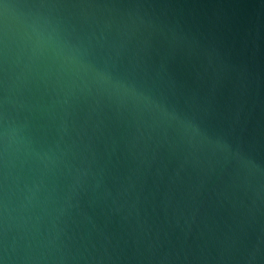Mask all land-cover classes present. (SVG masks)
Wrapping results in <instances>:
<instances>
[{"label":"water","instance_id":"1","mask_svg":"<svg viewBox=\"0 0 264 264\" xmlns=\"http://www.w3.org/2000/svg\"><path fill=\"white\" fill-rule=\"evenodd\" d=\"M0 264H264V0H0Z\"/></svg>","mask_w":264,"mask_h":264}]
</instances>
